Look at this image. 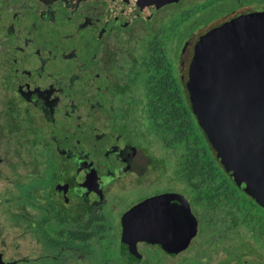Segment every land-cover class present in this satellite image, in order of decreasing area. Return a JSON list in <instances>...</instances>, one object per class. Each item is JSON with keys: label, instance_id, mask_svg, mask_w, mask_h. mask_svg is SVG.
<instances>
[{"label": "flooded vegetation", "instance_id": "1", "mask_svg": "<svg viewBox=\"0 0 264 264\" xmlns=\"http://www.w3.org/2000/svg\"><path fill=\"white\" fill-rule=\"evenodd\" d=\"M226 2L0 0V264H264V206L162 143L202 35L264 12Z\"/></svg>", "mask_w": 264, "mask_h": 264}, {"label": "water", "instance_id": "2", "mask_svg": "<svg viewBox=\"0 0 264 264\" xmlns=\"http://www.w3.org/2000/svg\"><path fill=\"white\" fill-rule=\"evenodd\" d=\"M188 90L218 158L264 206V12L242 15L202 35Z\"/></svg>", "mask_w": 264, "mask_h": 264}, {"label": "trees", "instance_id": "3", "mask_svg": "<svg viewBox=\"0 0 264 264\" xmlns=\"http://www.w3.org/2000/svg\"><path fill=\"white\" fill-rule=\"evenodd\" d=\"M175 94L171 97V122L170 130L163 136L162 143L170 151H176L180 164L185 166H214L222 165L217 159L215 151L205 132L201 131L191 106L188 105L187 116L184 121L174 118L178 113ZM178 117H180L178 115ZM164 124V123H162ZM169 149V148H168ZM264 218V210H263Z\"/></svg>", "mask_w": 264, "mask_h": 264}, {"label": "rangeland", "instance_id": "4", "mask_svg": "<svg viewBox=\"0 0 264 264\" xmlns=\"http://www.w3.org/2000/svg\"><path fill=\"white\" fill-rule=\"evenodd\" d=\"M196 0H189V7L191 4H193ZM226 0H220V3L224 2L222 5H220V7H216L211 13L210 12H205L203 14V19L201 16L199 15H196L195 14V11H190L188 10V20H187V34L190 35L192 33L193 30H196L197 28H199V25L201 23L202 20H207V19H211L213 16H216L219 14V10H222L223 8H228V7H231L234 3L235 5L237 6L239 1L238 2H229V3H225ZM243 2L245 0H242Z\"/></svg>", "mask_w": 264, "mask_h": 264}]
</instances>
